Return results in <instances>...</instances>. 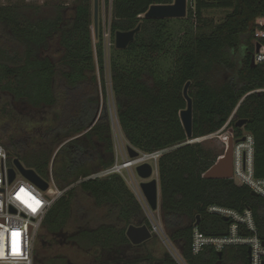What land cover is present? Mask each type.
I'll list each match as a JSON object with an SVG mask.
<instances>
[{"label": "trees", "instance_id": "16d2710c", "mask_svg": "<svg viewBox=\"0 0 264 264\" xmlns=\"http://www.w3.org/2000/svg\"><path fill=\"white\" fill-rule=\"evenodd\" d=\"M173 1L111 0L113 43L117 31L141 28L127 48L112 45L109 61L100 29L93 40L92 0H76L70 17L65 2L54 5L50 16L30 4L0 7V100L8 99L0 108V143L10 163L19 158L45 179L52 169L58 188L73 185L44 219L45 232L37 237L42 250L70 244L93 254L84 264H180L168 252L143 253L145 243L128 238L131 224L151 223L120 173L91 177L116 163L108 79L128 143L143 152L164 150L158 161L161 221L185 264H250L241 244L227 245L221 255L212 246L194 254L195 228L208 236L229 232L231 221L211 206L250 209L264 241V198L232 179L206 177L219 156L191 142L216 133L235 113V136H254L255 174L264 177V64L251 63L257 31L264 29L258 21L264 0H188L186 18L144 16L152 5ZM216 7L229 10L218 24L205 16ZM184 20L179 29L171 25ZM188 82L191 138L180 116ZM240 119L247 120L242 127L236 125ZM80 194L95 206L89 208ZM97 210H103L102 220L113 221L83 224ZM71 219L78 224L74 232L66 230ZM40 255L34 248L35 264H76L64 255Z\"/></svg>", "mask_w": 264, "mask_h": 264}, {"label": "built area", "instance_id": "2783aa9c", "mask_svg": "<svg viewBox=\"0 0 264 264\" xmlns=\"http://www.w3.org/2000/svg\"><path fill=\"white\" fill-rule=\"evenodd\" d=\"M259 23L264 26L263 21H259ZM109 33L111 35L110 24ZM257 36L260 39L256 41V45L260 44V48L256 50L255 45V63L264 64V29H259ZM103 40L106 59L109 61L110 52L108 53L107 50H111L115 42L113 43L111 36L107 42L103 35ZM234 118L235 113L220 130L211 135L221 134L219 136L226 143L227 147L232 140L233 175L229 179H232L238 185H247L251 191L256 192L258 196L264 198V177H257L254 168V136L245 131L241 137H236L234 126L232 125ZM205 137L191 140V142H201ZM163 152L164 150L153 152H143L140 150L139 156L133 159L128 157L123 164L115 163L114 166L92 174L91 177H103L111 173H121L123 169L129 168L123 165L131 163V166L136 167L143 163H150L153 167H157L159 158ZM11 168H14L16 171V177L12 182L9 181V170ZM46 180L50 186L47 190H43L24 176L15 166L14 161L10 163L8 153L0 143V234H3V239L0 241V244L3 246V251L0 253V264H34L35 243L38 233L43 226L44 219L54 202L73 186L65 189L58 188L52 175V169L50 179ZM36 200H39L41 203L37 205L35 203ZM141 204H143V200ZM28 205L36 207L37 210L33 212ZM209 210L231 221L229 232L224 236H208L203 234L198 228H195L192 243L194 254L203 252L207 246H212L220 252L227 245L241 244L251 248V253H248L250 264H264V241L258 235L254 215L250 209L240 212L236 209L215 205L211 206ZM13 230H16L20 234L17 237V248L19 249L17 254L12 253L11 233ZM151 230L154 234H159L166 242L171 241L162 223L158 220H155V222L151 221ZM176 253L179 257H176L177 260L181 261V264H185L178 250Z\"/></svg>", "mask_w": 264, "mask_h": 264}, {"label": "rangeland", "instance_id": "374dc122", "mask_svg": "<svg viewBox=\"0 0 264 264\" xmlns=\"http://www.w3.org/2000/svg\"><path fill=\"white\" fill-rule=\"evenodd\" d=\"M76 0H0V7L2 6H8V5H13V4H30L33 6H41L42 10L40 12L41 16H50L53 15V8L54 5L56 4H62L65 2V4L68 6L69 9L65 11V15L67 17H70L74 10H73V5ZM63 5V4H62ZM92 7H93V21H94V0H92ZM229 10L222 9V8H213L205 11V16L209 19H213L216 24L220 23L224 17L227 15V12ZM35 17H37V14H35ZM110 19H111V0H99V23H98V29L103 33L104 39L108 42L110 40V33H109V24H110ZM258 21H263V20H258ZM264 23V21H263ZM187 20L185 21H172L171 25L175 29H179L181 26L186 25ZM99 31V30H98ZM98 31H96L94 27V23L92 26V32H93V40L94 42L98 41ZM107 33V36H106ZM112 37V36H111ZM107 52L109 53L110 50L108 49ZM107 53V55H108ZM100 99L101 103L103 104L104 99L102 95V87L100 86ZM8 99L6 97H3V101L0 103V108H3L2 106H5L7 104ZM6 103V104H5ZM107 104L110 109V115L112 119V127H113V135H114V142H115V148L117 150H121L123 152V160L119 159L120 164H123L129 157L127 147L129 145L127 139L125 138L124 133L121 130V127L119 125L116 111H115V106H114V101H113V95L111 91V83L110 80L108 79L107 83ZM48 119H51L52 114L48 115ZM221 134H215L211 135L208 137H205L201 141V143L209 149H212L216 155L221 157L222 155H225L227 152V145L224 143V141L220 138ZM120 157V156H119ZM156 166H154L155 170ZM131 185L132 191L136 194L137 198L139 201L142 203L143 200V208L148 216L149 221L155 222V220H158L159 222L162 223L161 221V215H159L158 210L157 211H152L149 204L146 201V198L143 195V192L140 187V183L143 181L137 174L136 172V166H131L129 168H125L122 170L120 173ZM153 177H158L157 173L154 172ZM126 181V182H127ZM128 184V183H127ZM81 199L85 204L88 205L89 208L94 207V202L93 199L86 196L85 194H80ZM142 199V200H140ZM103 213V210H97L95 214V219H91L87 222H84L83 224H87L88 226L95 227L101 224L104 220L101 219V215ZM113 220L109 221H104V222H112ZM77 223L74 222V219H71L70 223L68 224L67 231L68 232H74L77 229ZM44 231V228H41L38 235ZM50 238V236H49ZM42 243L40 242L39 238H37V242L35 243V254L36 251H39L41 255H45L46 257L48 256H57V255H64L66 256L70 261L76 264H84L85 262H88L93 254L92 253H86L75 246H72L70 244L66 245H55L53 247H48L46 250H42L41 245ZM143 250V251H142ZM147 250L152 251V253L156 257H162L164 256L165 253H170L173 257H178L177 252V246H175L171 241L166 242V240H163L159 234H154V237L150 239L149 242H146V244L142 247L141 251L145 253ZM177 254V256H176ZM40 255V256H41ZM179 258V257H178ZM177 259V258H176ZM182 262L180 261V264ZM35 264V260H34Z\"/></svg>", "mask_w": 264, "mask_h": 264}, {"label": "water", "instance_id": "95a60500", "mask_svg": "<svg viewBox=\"0 0 264 264\" xmlns=\"http://www.w3.org/2000/svg\"><path fill=\"white\" fill-rule=\"evenodd\" d=\"M188 14V0H174L170 4H154L145 13V17L149 19H183ZM99 23V0H94V27L98 31ZM141 25L128 31H117L115 33V46L118 49H125L131 42L135 40L136 33L140 30ZM260 48V44L256 45V50ZM253 66L256 65L254 54L251 59ZM190 82L184 87V96L187 100V107L180 113L181 120L186 129L189 138L193 136V100L188 93ZM96 120V119H95ZM92 123V125L95 123ZM247 122L246 119H240L236 125L242 127ZM127 151L129 158L133 159L140 155V150L128 145ZM15 166L22 172L24 176L38 185L41 189L47 190L49 188V182L41 177L34 169L24 166L19 158L14 159ZM138 176L143 180L140 183L141 190L146 198L152 211H157L161 207V190L159 180L154 175V167L150 163H143L136 167ZM233 175V152H232V140L229 142L227 152L224 157L218 159L217 163L209 169L205 176L208 178H230ZM16 177V171L14 168L9 170V181L12 182ZM252 194L258 196V194L252 191ZM151 223V222H150ZM153 228V226H152ZM127 236L134 245H140L151 239L154 233L151 227L147 224L135 225L131 224L127 229ZM264 244V243H263ZM248 253H251V248H248ZM222 251H220V255Z\"/></svg>", "mask_w": 264, "mask_h": 264}, {"label": "snow or ice", "instance_id": "6c2138e0", "mask_svg": "<svg viewBox=\"0 0 264 264\" xmlns=\"http://www.w3.org/2000/svg\"><path fill=\"white\" fill-rule=\"evenodd\" d=\"M22 191H23V189H22ZM35 203L37 205H39L41 202L39 200H36ZM28 206L31 208V210L33 212H35L37 210V208L32 206V205H28ZM19 235L20 234L16 230H13L12 233H11V236H12L11 244H12V253L13 254H17L18 251H19V249L17 248V237ZM2 239H3V234H0V241H2ZM2 251H3V246H2V244H0V253H2Z\"/></svg>", "mask_w": 264, "mask_h": 264}, {"label": "crops", "instance_id": "0c3cea01", "mask_svg": "<svg viewBox=\"0 0 264 264\" xmlns=\"http://www.w3.org/2000/svg\"><path fill=\"white\" fill-rule=\"evenodd\" d=\"M259 20H263L264 21V18H260ZM116 149V148H115ZM120 156V157H119ZM123 157H124V155H123V152H121V150H117L116 149V163H120L119 162V159H122L123 160ZM222 157H224V155H222L221 157H219V159L220 158H222ZM155 173H157V178H158V180H159V185H160V179H159V170H158V166L155 168ZM126 181H127V179H125ZM127 183H128V185L131 187V185L129 184V182L127 181ZM132 188V187H131ZM130 188V189H131ZM133 189V188H132ZM131 189V190H132ZM133 191H134V189H133ZM135 192V191H134ZM158 212H159V215H161V210H160V208L158 209ZM154 237V236H153ZM152 237V238H153ZM151 238V239H152ZM150 241V239L149 240H147L146 242H149ZM146 242H144L145 244H146Z\"/></svg>", "mask_w": 264, "mask_h": 264}, {"label": "bare ground", "instance_id": "6f19581e", "mask_svg": "<svg viewBox=\"0 0 264 264\" xmlns=\"http://www.w3.org/2000/svg\"><path fill=\"white\" fill-rule=\"evenodd\" d=\"M132 165V163L131 164H126V165H123L124 167H130Z\"/></svg>", "mask_w": 264, "mask_h": 264}, {"label": "flooded vegetation", "instance_id": "af4514ba", "mask_svg": "<svg viewBox=\"0 0 264 264\" xmlns=\"http://www.w3.org/2000/svg\"><path fill=\"white\" fill-rule=\"evenodd\" d=\"M2 101L0 100V103H1Z\"/></svg>", "mask_w": 264, "mask_h": 264}]
</instances>
